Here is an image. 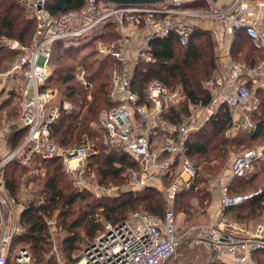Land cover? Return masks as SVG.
<instances>
[{"label":"built area","instance_id":"1","mask_svg":"<svg viewBox=\"0 0 264 264\" xmlns=\"http://www.w3.org/2000/svg\"><path fill=\"white\" fill-rule=\"evenodd\" d=\"M44 4L45 0L33 2L38 21L33 44L29 48L18 41H8L7 44L10 49L20 52L8 76L16 74L22 80L19 124L26 135L16 149L0 154V264H34L28 248L15 245L14 241L25 232L22 223L25 209L33 202H44L42 197L32 198L29 202L18 201L10 194L6 179L8 165L15 160L26 164L37 156L45 160L60 158L68 174L83 175L91 156L96 154L93 139L87 135L71 147L59 146L53 140L51 126L62 111L74 110L72 104L59 99L57 91L47 87L52 75L54 46L59 42L82 44L87 37L95 36L111 23L117 26L119 38L107 45L99 43V46L103 56L112 57L119 65L111 72V99L115 107L103 112L95 123L107 140L120 143L121 149L141 163L138 169L131 168L127 172L129 191L154 188L165 198L167 209L163 217L137 209L119 223L107 221L103 229L85 243L78 264H166L183 244L205 250L211 262L230 256L236 264H261L253 256L264 251L262 224L248 235L218 222L179 231L175 210L177 195L184 187H190L198 176V167L188 155L187 143L200 127L165 126L164 115L180 106L177 93L160 81H153L141 98L131 89V81L138 62H154L151 40L174 35L186 47L194 28L205 20L221 23L231 39L237 31H244L257 47L264 48V0H232L224 6L213 0H172L164 6L138 7L105 6L100 0H88L82 10L60 18L52 17ZM146 31L150 37L142 35L141 46L133 50L136 54L132 62L130 44ZM231 76L233 84L229 89H226L223 77L207 81L206 89L213 98L207 120L222 105L240 109L247 119L258 109L259 100L252 105L250 100L258 88L264 91V61L254 69L234 65ZM251 76L259 79V87L248 86ZM75 77L85 90L93 88L83 66L76 68ZM91 99L92 96L88 95V100ZM95 123L91 127H97ZM247 128L251 131L255 126L250 121ZM256 163H264V145L247 149L235 157L231 166L232 177L244 176ZM261 192L262 189H258L232 195L228 184L222 185L223 209L239 206ZM22 196L26 194L21 193ZM46 221L55 230L56 219L47 217Z\"/></svg>","mask_w":264,"mask_h":264},{"label":"trees","instance_id":"2","mask_svg":"<svg viewBox=\"0 0 264 264\" xmlns=\"http://www.w3.org/2000/svg\"><path fill=\"white\" fill-rule=\"evenodd\" d=\"M28 1L0 0V41H18L26 48L33 44L38 21L28 7ZM87 2L88 0H46L44 8L52 17L60 18L69 12L82 10ZM102 31L105 33L96 37L89 36L82 44L59 42L54 46L52 75L47 87L57 91L62 102H69L74 107L71 112L62 111L60 118L51 126L53 140L59 146L71 147L79 144L86 135L93 139L98 135V131H94L90 124L97 122L103 112L115 107L111 99V72L117 67V62L110 56H100L95 47L102 41L110 44L120 35L117 26L113 23L105 26ZM150 46L154 62L137 63L131 81L133 92L142 98L151 82L160 81L167 87L172 84L180 86L189 106H210L213 101L212 95L203 90L202 84L205 78L216 77V43L212 31L195 27L191 41L186 47H183L174 35L164 39H153L150 41ZM7 53L17 59L20 56V52L10 49L9 46H0V68L7 62L5 58ZM231 54L237 63L245 64L249 69H254L264 61V49H258L255 42L241 30L234 35ZM78 66L85 68L88 80L93 83L90 91L85 90L75 77ZM250 83H248L249 87H251ZM88 95L92 96L91 100H88ZM256 95L260 97V105L250 114L251 123L255 126L254 130H240V133L233 138L225 137L226 130L234 127L235 123L231 109L222 105L200 131L190 136L187 143L188 155L191 160L195 156H205L206 172H200V168L194 163L198 167L196 180L188 189L182 190L177 195L176 213L186 214V220L193 216L194 203L204 205L205 200L212 201L210 180L218 171L225 168L231 147H235L238 151L243 149V146L254 149L264 145L252 147L264 137V91L258 88ZM188 108L185 111L186 117L189 118L192 112L191 107L189 110ZM183 117V111L176 108L164 115V119L174 127H180L184 123ZM25 135L24 129L15 131L10 137L12 147L16 149ZM104 136L105 134L100 138V152L91 156L88 169L91 170L93 167L97 170L102 182L117 178L123 181L126 178L128 182L125 174L122 177L123 173L131 168L138 169L141 163L123 149L107 151ZM30 162L34 165L36 173L30 174L28 180L41 181L39 191L44 202L40 204L33 202L25 209L22 216L25 232L14 241V244L27 247L34 264H56L47 254L51 249L52 236L56 230H67L69 238L66 243L70 250H74L82 232L92 239L103 228L100 217L106 221L119 223L139 206L151 214L160 217L165 215L167 209L165 198L154 188L127 192L115 197L93 198L91 201L88 200L90 192L82 191L73 184L60 158L45 160L37 156ZM18 170L20 172L16 174ZM26 170L32 169L19 160L13 161L7 167V188L15 198L21 194L23 173ZM262 171L264 172V163H256L244 176H233L228 183L230 193L235 195L251 192L242 190L253 185L258 173ZM258 189H262L259 195L239 206L227 209L235 210L249 202L254 208L264 207V182ZM105 198L111 199V202L104 201ZM47 217L56 219L55 230L48 226ZM183 245L182 247L186 246ZM256 254L259 256L258 260L254 258ZM254 256L256 261L264 264V251H258Z\"/></svg>","mask_w":264,"mask_h":264},{"label":"rangeland","instance_id":"3","mask_svg":"<svg viewBox=\"0 0 264 264\" xmlns=\"http://www.w3.org/2000/svg\"><path fill=\"white\" fill-rule=\"evenodd\" d=\"M34 1H36V0H29L27 5L29 8H31V10L35 16L37 9L33 7ZM100 1H101L102 5H105V6L112 5L111 3H106L102 0H100ZM168 2L169 1L161 2V3L156 4V6H164V5H167ZM147 32H149V31L141 32V35H139L137 37L136 41L134 40V43L130 44L129 48L132 49L131 50L132 56L130 54V58H131L132 62H133L132 57H134L136 54V52L133 50H135L141 46L140 38H142V35L150 37V33H147ZM99 33L100 34L105 33V31L104 32L98 31L95 34V36H93V37H96L97 35L99 36L100 35ZM132 36H133V34L130 35V37H132ZM218 38L220 39L221 37H219L218 33H216L215 39H216V42L218 43V45H220V41L218 40ZM99 43H101L102 45H107V44L104 41L98 42V44H96L95 50L98 51L100 56H103V54L100 52ZM7 44H8V41H0V46H6ZM89 52H90V50H89ZM54 54H55V51H54ZM216 55H217V53H215V60L217 63V56ZM5 58H7V62H5L4 67L0 68V76H1L0 77V81H1L0 87L3 84V78L8 76V73L13 68V66L16 64V61H17L16 60L17 58L12 57V55L8 54V53L6 54ZM118 66L119 65L117 64V67ZM220 76H216V77H220ZM250 78L254 82L259 81V79L256 76H251ZM211 79H213V78H211ZM211 79L205 78L203 81L202 87H203V90H205V92H208L205 85H206L207 81H209ZM10 87L11 86L8 85V88H10ZM168 87L172 91L177 93V95L180 98V101H179L180 106L178 109H181V111H183V114H184L183 121L185 122L187 119H189L188 117H186V111H185V109L188 108V106H189V104L186 100V96H185V94H184V92L180 86H176L175 84H172ZM258 100L260 102V97L256 94H254L250 100L251 105L253 103L257 102ZM15 103H17V101L15 102V100L12 99L11 101H9V104L6 106V109L1 111V113H0V130L1 131H8V130L10 131V129H6V128H9L11 126V125H9V122L11 120L10 115H14L15 119L18 116ZM190 107H191V111L192 110L195 111V113L193 115H194V117H196L198 119V122H199L198 124L200 125V129L198 131H200L201 128L208 122L207 117H210V113H211L210 106H208V107L189 106L188 110L190 109ZM5 111H6V114L4 113ZM239 114L242 115V112ZM192 116L190 115V118ZM95 122H92L90 125L92 126V124ZM94 126H97V124L95 123ZM91 128H93V127H91ZM93 129H95L94 131H98L97 132L98 135H96L93 138V142H94V146H95L94 149L96 150V154H98L100 152V146H99L100 138L103 137L104 134L102 133L103 131L100 130V128L98 126L94 127ZM247 129L248 128L238 129L235 127H230L226 130V133L224 136L228 137V138H233L240 133V130L250 131V128L248 130ZM0 138L2 139V137H0ZM104 138H105V136H104ZM104 143L107 146V151H109V149H116V148L121 149L123 147L120 143L112 142V141L110 142L106 138L104 139ZM262 144H264V137L260 141L253 144L252 147L262 145ZM243 147H244L243 149H239L238 151H236L235 147H231L232 150L228 155V160H227V163L225 165V168H223L220 172L218 171L210 180V183L214 184L213 188H212V186L210 187L212 190V201H209L210 202L209 203V202H207V200H205L204 205H198V203H194V208L192 209L193 216L189 220H186V214H184L183 212L177 213V217H178L177 226L179 227L181 232H185L191 226H195V225H199V224H209L215 220H217L218 223L227 224L229 229H231V230L236 229V230H238L239 233H241L243 235L251 234L256 229L257 225H259V224H262L264 226V207L254 208L253 205H251V203L249 202V203H245V205H243L242 207H240L238 209L228 210V209H223V205L221 203V186H222V184L220 182L221 178H223L224 175L225 176L228 174L231 175V166H232V162H233L234 158L237 157L239 154H241L243 151H245V149H247L246 146H243ZM204 158H205V156H198V157L195 156V158L192 159L193 162L195 164H197V166L200 168V172L202 171L203 173L206 172L204 169V165H206V161L204 160ZM214 162L215 161H213V163ZM89 163H90V160L88 161L86 171L84 172L83 175H81V174L69 175L70 176L69 178L73 181V184L76 187H78V189H80L82 191L84 190V191L90 192V198L88 196V200L93 201V198H102L105 196L106 197H115V196H119L123 193L130 192L128 189L129 184L126 181V178L124 179V181H123V179L117 178L115 180L109 179L107 181L105 180L102 182L100 177L98 176L97 170L93 169V167L91 170L88 169ZM24 165L29 166V168H31L32 170H26L23 173L24 179H23L22 185H21V193H22V195L26 194V196L21 197V194H20L18 197V201H21L23 199V202H25V201L29 202L30 199L33 200L34 198H40V197L43 198V196L40 195V191H39L41 181L39 179H37L36 181L34 180V181L29 182V180H28L30 174L33 175L34 173H36V169H34V165H31L30 161ZM88 170H90V171H88ZM19 172H20L19 170L16 171V174H19ZM127 172L126 173L124 172L122 177H124V174L126 177ZM258 174L259 175L256 177V180L254 181L253 185L248 186L247 188L243 189L242 190L243 192L244 191H246V192L247 191H253V190H256V188L258 189L261 186V183L264 182V172L262 171L261 173L259 172ZM104 201L111 202V199L105 198ZM212 207H213V209H212ZM137 209H143V207L139 206ZM98 210H100V209H98ZM130 214H131V212H130ZM100 219H101V221H103V227H104V224L107 221L103 217H100ZM52 238H53V243L51 245L50 251L47 254H48V258L52 259L56 264H78V261L80 259V254L83 250V247H84L85 243L88 242V240H90V238L87 237L82 232L80 234L79 240L76 243V248L74 250H70V248H68V244L66 243L67 239L69 238V233L67 232V230H65V229L56 230L55 233L53 234ZM182 246H184V245H182ZM182 246L180 247L179 252L175 256L170 258L166 264H224L223 262H227L228 264H236V261L230 256H224L222 258V261H219V262H211L209 253H207L205 250H203V249H192V248H189L187 246H185V247H182ZM186 249H188V250H186ZM254 258L256 260H258V258H259L258 254H256L254 256ZM32 260H33V258H32Z\"/></svg>","mask_w":264,"mask_h":264},{"label":"crops","instance_id":"4","mask_svg":"<svg viewBox=\"0 0 264 264\" xmlns=\"http://www.w3.org/2000/svg\"><path fill=\"white\" fill-rule=\"evenodd\" d=\"M232 0H216V4L219 6H224L228 3H230ZM197 27L207 30V31H212L213 35H214V40L216 43V49H215V53H217V68H216V76H220L223 77L225 79L226 82V89H229L232 84H233V78L231 76L232 74V69L234 65H238L242 68L245 69H249L248 67H246V65H241L239 63H237L235 61V59L232 57L231 54V48H232V43H233V39H231V37H229L226 33H225V29L223 27V25L219 22H213V21H209V20H205L202 21L200 23H198ZM218 33L219 37H221L220 39L218 38V40L220 41V45H218V43L216 42L215 39V34ZM257 47V46H256ZM258 49H264V48H259ZM219 53V54H218ZM251 82L250 86L251 87H259V85L261 84L260 81L258 82H254L251 80V78H249ZM242 80H245V77H242ZM21 78L18 75H11V76H7L3 78V84L0 87V113L1 111H3L4 109H6V106L9 104V101H11L12 99L15 100V102L17 101L16 104V108H17V113L18 116L15 119L14 115H10L11 116V120L9 122V125H11L9 128L6 129H10V131H1L0 132V137H2V139L0 138V154L1 155H5L7 153H9L10 151H12L13 148L11 143H10V137L11 135L17 131L20 130V115H19V109H18V103H19V88L21 86ZM1 83V81H0ZM8 85H10L11 87L8 88ZM178 109V108H176ZM179 110V109H178ZM191 116L195 113L194 110L191 111ZM241 113L242 111L240 109H231V113H232V117H233V121L235 123L234 127L240 129L241 127L243 128H247L248 123L251 121V119H247L246 115L242 112V115H240L239 113ZM6 114V111L4 112ZM211 114V113H210ZM184 118V117H183ZM163 121L165 122V126L166 124L171 125L170 123H168L164 118ZM198 119L196 117H194V115L189 119H187L181 126H187L190 129H197L198 127H200V125L198 124ZM13 132V133H12ZM12 133V134H11ZM232 178V175H224L223 178H221V184L225 185L228 184L230 182ZM214 184H211L212 188ZM222 187V186H221ZM189 187H184V189H188ZM213 209V207H212ZM211 223H217V220L211 222Z\"/></svg>","mask_w":264,"mask_h":264},{"label":"water","instance_id":"5","mask_svg":"<svg viewBox=\"0 0 264 264\" xmlns=\"http://www.w3.org/2000/svg\"><path fill=\"white\" fill-rule=\"evenodd\" d=\"M106 3L115 4L122 7H138V6H146V5H156L165 1L172 0H102ZM216 3V0H213Z\"/></svg>","mask_w":264,"mask_h":264}]
</instances>
